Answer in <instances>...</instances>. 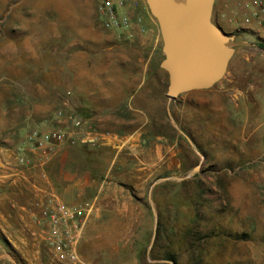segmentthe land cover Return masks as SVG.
<instances>
[{
	"label": "rangeland",
	"instance_id": "obj_1",
	"mask_svg": "<svg viewBox=\"0 0 264 264\" xmlns=\"http://www.w3.org/2000/svg\"><path fill=\"white\" fill-rule=\"evenodd\" d=\"M98 1L0 0V159L14 177L0 180V250L14 264H66L33 206L48 182L63 186L64 167L90 182L83 264H264V36L239 26L247 0H216L234 35L223 77L170 103L145 0L129 11L144 8L153 28L129 39L103 26ZM55 127L79 134L17 160L28 132Z\"/></svg>",
	"mask_w": 264,
	"mask_h": 264
},
{
	"label": "water",
	"instance_id": "obj_2",
	"mask_svg": "<svg viewBox=\"0 0 264 264\" xmlns=\"http://www.w3.org/2000/svg\"><path fill=\"white\" fill-rule=\"evenodd\" d=\"M214 1L145 0L149 14L157 22L162 40L164 57L159 66L168 76V103L182 93L212 87L226 71L235 51L232 46L234 35L212 21ZM167 113L176 126L169 108ZM181 133L193 145L189 137ZM198 168L199 165H196L193 172ZM191 175L192 172L176 179L182 180Z\"/></svg>",
	"mask_w": 264,
	"mask_h": 264
},
{
	"label": "built area",
	"instance_id": "obj_3",
	"mask_svg": "<svg viewBox=\"0 0 264 264\" xmlns=\"http://www.w3.org/2000/svg\"><path fill=\"white\" fill-rule=\"evenodd\" d=\"M253 12L242 17L245 24L251 23L252 17L264 28V0H252ZM131 3L128 0H99L97 11L101 23L107 29L118 32L126 38L134 34V25L129 13ZM73 126L80 125V121L72 118ZM67 132L61 127L47 130H32L25 135L22 154L17 160L23 165L32 161L31 153L49 155L55 148L64 143H72L76 133ZM28 151V153H24ZM30 153V154H29ZM33 206L38 210L37 222L45 225L44 242L54 258L66 264H83L77 252V245L82 236L85 223L89 216V209L82 206H66L54 202L51 196L45 200H37Z\"/></svg>",
	"mask_w": 264,
	"mask_h": 264
},
{
	"label": "crops",
	"instance_id": "obj_4",
	"mask_svg": "<svg viewBox=\"0 0 264 264\" xmlns=\"http://www.w3.org/2000/svg\"><path fill=\"white\" fill-rule=\"evenodd\" d=\"M251 2L252 0H247L242 9L240 10V13H237L239 18L240 16L243 17L245 15H251L253 12V8L251 6ZM133 24H134V28H139L141 26H147L149 28H153V24L154 21L153 19H151L150 15L147 14V12L145 11L144 8H142L140 10V12H134V11H129ZM213 13L215 14V16L217 17V21H214L217 25H219L225 32H228V30L226 31V27L230 28L229 26H227L224 22L225 20L223 19V10H222V5L219 4L216 0L214 1V6H213ZM251 23L249 24H245L243 23V21L241 20L242 18L239 19V26H241L242 28L248 29L249 31H251L254 34H258L260 36H264V28L260 26V24L257 22V19L253 16ZM143 22L142 23H139ZM145 23V24H144ZM258 26V27H257ZM225 28V29H224ZM105 136H101L98 137V134H94V136L92 138H89V141H97L100 140V138H103ZM83 141V140H81ZM102 142V141H101ZM110 143V140L107 138L106 141H103L102 144H108ZM24 153H28V151H24ZM22 154V153H21ZM30 154V153H29ZM6 161L7 159L3 156V159H0V175L3 176V178H0V180L3 181V184H7V187L11 185V183L14 181V177L12 176V172L9 170V167L3 163V161ZM2 165V166H1ZM61 167L63 166L60 165ZM11 169V168H10ZM60 173L59 176L61 177L62 174V178L64 180L63 186H61L60 188H56L54 186V181L53 182H48V195L52 197V199L54 200V202H58L61 204H64L66 206H80L84 200L83 198V190L85 189L86 185H90L89 182V177L87 176V180L85 182V178L83 177H79L78 175V171L77 168H75L74 171L71 170H67V168L62 167V169H59ZM52 172V171H51ZM51 172H49V174L53 177V174H51ZM89 170H85V172L83 173H87L89 174ZM16 179L20 180V177H17ZM52 180V179H51ZM9 188V187H8ZM48 196V197H49ZM47 198V197H46ZM83 205V204H82ZM8 262L10 264H14L12 263V261L10 260L9 256L4 252L0 250V264H8Z\"/></svg>",
	"mask_w": 264,
	"mask_h": 264
},
{
	"label": "trees",
	"instance_id": "obj_5",
	"mask_svg": "<svg viewBox=\"0 0 264 264\" xmlns=\"http://www.w3.org/2000/svg\"><path fill=\"white\" fill-rule=\"evenodd\" d=\"M159 226H160V221H158V223H157V230H156V235H158V236L160 234L159 233V229H160ZM1 241H3V240H1ZM163 259L164 260H162V261H152L148 264H170L171 262L174 264H177L176 258L171 254H167ZM199 264H202V263L200 262Z\"/></svg>",
	"mask_w": 264,
	"mask_h": 264
}]
</instances>
